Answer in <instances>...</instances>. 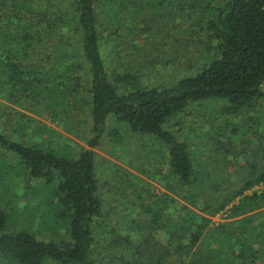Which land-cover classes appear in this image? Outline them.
<instances>
[{
	"label": "trees",
	"instance_id": "1",
	"mask_svg": "<svg viewBox=\"0 0 264 264\" xmlns=\"http://www.w3.org/2000/svg\"><path fill=\"white\" fill-rule=\"evenodd\" d=\"M99 1L0 0V93L27 91L55 117L89 110L91 148L101 144L111 117L117 126L158 138L166 145L165 178L177 196L200 211L179 202L170 213L177 201L166 195L146 206V222L132 221L131 234L123 236L112 229V213L105 212L93 150L71 156L0 134V145L18 156L31 178L45 183L42 190L54 189L44 192L45 206L60 229L59 239L51 241L9 230L12 208L0 205V255L12 264H264V221L258 222L264 211L212 226V217L226 209L238 217L264 207V189L246 194L264 185V136L258 135L261 156L237 164L234 172L217 166L214 173L202 171L190 143L164 128L210 98L227 101L222 109L231 120L262 110L264 0H225L215 7L206 21L213 57L198 74L162 88L134 84L137 78L127 72L110 75L98 28ZM42 44L54 45V72L37 87L24 60ZM232 126L225 135L240 134ZM209 188L213 192H206ZM159 234L168 236L166 245Z\"/></svg>",
	"mask_w": 264,
	"mask_h": 264
},
{
	"label": "rangeland",
	"instance_id": "2",
	"mask_svg": "<svg viewBox=\"0 0 264 264\" xmlns=\"http://www.w3.org/2000/svg\"><path fill=\"white\" fill-rule=\"evenodd\" d=\"M224 1L100 0L97 21L104 34L102 50L110 75L113 76L115 71L127 72L137 78L134 84L162 88L198 74L213 57L206 21L211 19L215 7ZM54 45L42 44L24 60L30 65V79L37 87H41L47 76L54 72ZM5 95L0 93V134L9 140L27 146L41 145L46 150L71 156H78L86 149L95 152L96 176L105 212L112 213V229L123 236L131 234L132 221L138 220L143 225L146 222L144 208L166 195L177 201L172 202L170 213H174L179 202L200 211L189 200L177 196L175 187L165 178L168 175L167 158L162 157V150L166 145L158 138L117 126L111 117L101 144L91 148L87 142L93 136L89 110L86 114L76 110L55 117L51 109L45 108L42 99L30 98L27 91L21 96L19 92ZM226 103L218 98L204 100L181 114L178 124H172L170 120L164 126L179 140L190 143L202 171L210 168L215 173L218 166L219 170L231 173L237 169V164H245L249 158L263 153L258 135L259 138L264 136V103L260 105L261 111L256 109L243 116L236 115L233 120L222 109ZM250 117L256 120L251 121ZM232 125L238 127L240 134L225 135L224 130L229 132ZM117 131L119 135L113 134ZM7 149L0 145V205L13 211L9 212L8 229L28 230L45 241L58 240L59 225L49 217L50 207L45 206L44 192H54V189L42 190L45 183L31 178L18 156ZM210 189L206 192H213ZM263 189L261 184L246 194L251 196ZM263 211L264 207L231 217L230 209H226L212 217V226L235 222ZM261 221H264V215L258 220ZM158 238L162 244H167V235L159 234ZM0 264L12 263L0 255Z\"/></svg>",
	"mask_w": 264,
	"mask_h": 264
}]
</instances>
